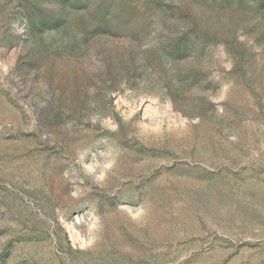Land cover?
I'll use <instances>...</instances> for the list:
<instances>
[{"label":"rangeland","instance_id":"1","mask_svg":"<svg viewBox=\"0 0 264 264\" xmlns=\"http://www.w3.org/2000/svg\"><path fill=\"white\" fill-rule=\"evenodd\" d=\"M0 264H264V0H0Z\"/></svg>","mask_w":264,"mask_h":264}]
</instances>
